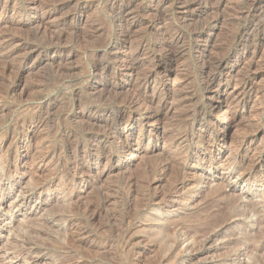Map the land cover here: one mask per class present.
Returning <instances> with one entry per match:
<instances>
[{"label": "rangeland", "instance_id": "1", "mask_svg": "<svg viewBox=\"0 0 264 264\" xmlns=\"http://www.w3.org/2000/svg\"><path fill=\"white\" fill-rule=\"evenodd\" d=\"M32 1L0 0V264H264V176L247 179L264 175V25L253 29L246 15L256 1L209 0L203 12L192 0H135L144 11L126 39L112 23L117 0ZM156 19L166 27L150 37L145 26ZM203 23L202 38L185 37V53L173 59L171 36ZM58 41L69 49L59 52ZM139 41L152 51L163 43L170 56L149 80L155 103L171 107L159 121L124 102L149 60L115 79L119 94L91 92L94 70L106 66L102 80L112 82ZM223 55L228 82L214 67ZM245 80L251 93L241 91ZM221 100L230 111L218 120ZM117 112L122 119L110 123L117 130L126 121V130L102 154L88 141L102 130L89 124ZM215 152L209 167L195 162ZM87 159L98 160L90 170L100 174L89 185L71 167Z\"/></svg>", "mask_w": 264, "mask_h": 264}, {"label": "bare ground", "instance_id": "2", "mask_svg": "<svg viewBox=\"0 0 264 264\" xmlns=\"http://www.w3.org/2000/svg\"><path fill=\"white\" fill-rule=\"evenodd\" d=\"M190 0H177V3L179 4V5H183V4H187L188 2H189ZM193 2H194V5H197V6H202L203 8H202V10H203V12H206L207 10V8H209L208 6H209V0H192ZM256 1V4L255 3H250V4H252V5H250L249 7L248 6H246V7H248L247 8V13H246V15L247 16H249L250 18H251V20L252 21H255V20H257V22H255V23H257L256 25L254 24V27H252L253 29L254 28H258V27H260V26H262V25H264V0H263V2H258V0H255ZM34 2V0L32 1V3ZM117 2H118V5H115V6H113L112 7V13H113V15L111 16V17H113V22L112 23H114V26H115V32L117 33V37H123L124 39H126V37H130V33H131V28H132V26H133V21H135L134 19H136L138 16H140V14H141V12L142 11H144L143 10V8H141V7H134L135 6V4H136V2H135V0H117ZM192 2V3H193ZM254 2V1H253ZM191 3V2H190ZM213 3V2H212ZM139 5V4H138ZM211 5V4H210ZM40 6V5H39ZM169 6V5H168ZM186 6V5H185ZM196 6V7H197ZM33 8L32 9H35V7L34 6H32ZM41 7V6H40ZM190 7V6H189ZM37 8V7H36ZM187 9V8H186ZM191 9V8H190ZM193 9V8H192ZM74 10H76V11H78V13H82V11H83V7L82 6H80V5H76L75 6V9ZM179 11V10H178ZM190 11V10H189ZM32 12V11H31ZM182 12V11H181ZM216 12H217V9H216ZM45 13V12H44ZM190 13V12H189ZM209 13V12H208ZM206 15V14H205ZM155 17V16H154ZM46 18V15L45 14H43L42 16H41V19H39V26L40 25H43V20ZM186 19V18H185ZM199 19V18H198ZM197 19V20H198ZM205 19V18H204ZM203 19V20H204ZM210 19V18H209ZM213 19H214V17H213ZM208 20V19H207ZM75 22V19L73 18V17H70V18H67V19H65V23H66V26L67 27H71V25L73 24ZM162 22V21H161ZM205 22H206V20H205ZM204 22V23H205ZM210 22V21H209ZM197 23V22H196ZM203 23V25H201L200 27H199V25L197 26L198 27V29H188V33L189 34H184V33H181V32H179V31H177V32H175L172 36H171V45H169V46H172V48H173V53H174V58L173 59H176L177 60V58H179L181 55H183L185 52L183 51V54H182V49L184 48V47H186L185 46V43H184V40H185V37L186 38H193L194 39V37L195 38H202V36H201V31L204 29V26L206 25V24H204ZM254 23V22H253ZM67 24H69V25H67ZM200 24H202V23H200ZM74 25V24H73ZM38 26V27H39ZM165 27L166 26H164V25H162V24H160V23H158V20L156 19V20H153V21H151L150 23H148L146 26H145V30H146V32H148V35L150 36V37H156V36H159V35H161V33H162V31H164L165 30ZM181 27H183V26H181ZM65 28V27H64ZM188 28V27H187ZM261 28V27H260ZM263 28V27H262ZM66 29V28H65ZM68 29V28H67ZM62 31V30H61ZM65 31V30H64ZM186 31H187V29H186ZM258 31V30H257ZM249 32H250V30H249ZM248 32V33H249ZM65 33V32H64ZM62 34V33H61ZM172 34V33H171ZM65 35H67V34H65ZM165 34H163V36H164ZM246 36V35H245ZM254 37V36H253ZM64 38V37H63ZM162 38V37H161ZM255 38V37H254ZM60 39V38H59ZM263 39V38H262ZM62 40H64V39H62ZM66 40H67V38H66ZM163 40V39H162ZM167 40V39H166ZM205 40V39H204ZM257 40V39H256ZM79 41V40H78ZM168 41V40H167ZM59 42V41H58ZM58 42H56V43H58ZM67 43H68V41H66ZM70 42V41H69ZM140 42V41H139ZM256 42V41H255ZM65 43V42H64ZM242 43V42H241ZM72 44V43H71ZM188 44V43H187ZM58 45V44H57ZM112 45H117L116 43H114V44H112ZM165 44H161V45H159V46H157L156 48H153L154 50L152 51L150 48H148V46H147V44H145V42H143V41H141L140 42V44L138 45V47H137V49L136 50H133L131 53H129L128 51H127V53H128V55H125V58H124V60H125V62H127L125 65V69L123 70V71H121L120 70V72H118L117 74L115 73L114 74V77H112L113 79H112V82H108V81H104V80H102V78H104V73L107 71V67L105 66V67H103L102 69H97L96 68V70H94V74H93V79L97 82V83H99V85L97 86H93L92 87V91L91 92H101V93H104L105 91H107V90H109L108 92H110V93H112L113 92V95H117V94H119V92H117L115 89H117L116 88V82H115V79L116 78H118L119 76H121L120 74L121 73H123V74H126V75H128L129 76V78H130V76H132V72H134L136 69L138 70L140 67H142V66H144L145 64V62L146 61H148L149 60V64H150V66H148V67H146L147 68V70L145 71L146 73L144 74V77L143 78H141V80H140V86L139 87H137V89H134L131 93H130V95H129V97H128V99L127 100H125L124 102H125V104L126 105H128L130 108H132V109H134V110H137V111H141V112H143V114L145 115V116H147L148 118H152V120H153V118H155L156 119V121H159V120H161V116H166L168 113H169V111H170V109H171V107H169L168 108V106H167V104H158L157 102V104L155 103V97H156V92H157V89H155V88H152L151 89V92H149V85H151V84H149V80H150V77H152L153 76V74H155L154 72H155V70H156V68H157V66H159L161 63H162V61H165L167 58L169 59L170 58V56H169V54H168V56H167V54L165 53V46H164ZM242 45H243V43H242ZM242 45H239V46H236V48H234V53L236 54V55H239V52L241 51V49L244 47V46H242ZM59 46H60V48H58L57 50L60 52V51H62V50H65L66 48L67 49H69L68 47H67V44L65 43V44H63V43H61V42H59ZM69 46L71 47V45L69 44ZM114 46H113V48H114ZM120 46V45H119ZM255 47V46H254ZM29 48V47H28ZM31 48V47H30ZM167 48V47H166ZM135 49V48H134ZM31 50V49H30ZM54 50V49H53ZM52 50V51H53ZM130 50V49H129ZM132 50V49H131ZM169 50H171V49H169ZM185 50H186V53H187V49L185 48ZM29 51V50H28ZM189 51V50H188ZM254 51V50H253ZM31 52V51H30ZM30 52H28V53H30ZM152 52H155L156 54H158V56L156 55V54H153ZM256 52V51H255ZM54 53V52H53ZM62 53V52H61ZM152 53V54H151ZM229 53V52H228ZM57 54V53H56ZM189 54V53H188ZM195 54L196 55H198V51L195 49ZM200 54V53H199ZM215 54V53H214ZM52 55V54H51ZM59 55H61V54H59ZM201 55V54H200ZM220 55V54H219ZM226 55H229V54H227L226 53ZM226 55H223V56H219L218 57V59L216 60V64H215V70H217V71H219V75L221 76V77H224V79H222V80H225V81H231V80H229L228 79V73H225V72H223V68H224V66H225V63H226ZM53 56V55H52ZM105 56V55H104ZM214 56V55H213ZM200 57V56H199ZM204 57V56H203ZM186 58V57H185ZM28 59V58H27ZM26 58L24 59L25 60V62H26V60H27ZM110 59H111V62H114V60H115V58L114 57H112L111 55H110ZM123 60V59H122ZM171 60V59H170ZM169 60V61H170ZM136 61H138V63L136 64L135 62ZM168 61V60H167ZM168 61V62H169ZM209 61H210V59H209ZM124 62V61H123ZM24 63V62H23ZM211 64V63H210ZM100 65V64H99ZM109 65V64H108ZM117 65V64H116ZM200 66V65H199ZM123 67V66H122ZM124 68V67H123ZM122 68V69H123ZM145 68V67H144ZM210 68V67H209ZM211 68H213V67H211ZM164 69V68H163ZM202 70V69H201ZM140 71V70H139ZM138 71V72H139ZM203 71V70H202ZM213 76L211 77L210 75H208L205 79H204V83H206V85H207V87L209 86H211L212 84H214V81H215V76H214V74H212ZM139 76V75H138ZM142 76V75H141ZM111 77V76H110ZM140 78V77H139ZM232 78V77H231ZM138 80V81H139ZM246 81V80H245ZM226 82V83H227ZM243 82V81H242ZM142 83V84H141ZM251 83V82H250ZM233 85V84H232ZM234 85H236V83L234 84ZM154 86H155V84H154ZM157 86V85H156ZM159 86V85H158ZM249 86V88L246 90V91H250V93H251V90H252V85L251 84H249V82H244V84H243V87L241 88V91L243 90L244 91V89H246L247 87ZM235 87V86H234ZM233 87V88H234ZM237 87V86H236ZM213 88V87H212ZM114 90V91H113ZM245 91V92H246ZM160 92V91H159ZM225 91H221L220 89H219V87H218V89H217V94L218 95H221V93L223 94ZM259 92H260V90H259ZM161 93V92H160ZM216 93V92H215ZM239 92H237V94H238ZM242 93H244V92H242ZM250 93H248V94H250ZM99 94V93H98ZM108 94V93H107ZM241 94V93H240ZM255 94H256V92H255ZM236 95V94H235ZM256 96V95H255ZM233 98V97H232ZM231 98V99H232ZM234 99H235V97H234ZM218 101V100H217ZM215 105V104H214ZM217 110H216V118L218 119V120H222L223 118L225 119L226 117H227V115L229 114V111H230V108H229V104L226 102V101H220V102H218L217 103V108H216ZM115 113V112H114ZM40 114V113H39ZM113 115V114H112ZM111 114H108L107 113V115H106V118H104V121H99V119L98 120H95V119H92V121H93V123L91 122V124H89V125H92L93 127H98V129L99 128H101V130L102 131H100V132H102L101 134H102V136H97V134H100V132L99 133H97L96 132V134H90L89 135V138H88V141H90V145H95V144H97L96 145V148H97V151H99V152H102V154H105V153H107V151H108V146H111V145H113V143L116 141V140H118V139H120V135L126 130V121H125V123H124V126H123V128H119V129H117V130H115V129H113V126L111 125V123L110 122H112V121H114V119L116 120V119H119V118H121L122 117V114H121V112H117V116L116 117H114V116H112ZM87 117V116H86ZM95 117V116H94ZM122 119V118H121ZM42 120H43V118H42ZM88 120V119H87ZM102 120V119H101ZM128 120V119H127ZM153 121H155V120H153ZM35 124H40L41 123V119H40V117H37L36 118V120H35V122H34ZM86 123H87V121H86ZM89 123V122H88ZM155 123V122H154ZM147 124V123H146ZM142 125V124H141ZM92 126H90V127H92ZM95 129V128H94ZM90 130V129H89ZM24 138L23 139H26L27 138V135H28V133L27 132H25L24 131ZM158 135V134H157ZM87 140V139H86ZM131 141V140H130ZM125 142V141H124ZM100 143H104V144H101L100 145ZM131 143V142H130ZM223 144V143H222ZM26 145V144H25ZM122 145V144H121ZM133 145V144H132ZM28 147L29 146H27V150H26V152L25 153H22V154H20V155H22V156H20V162H19V164L18 165H21V167L22 168H26L27 166H28V158H27V156H28ZM91 147V146H90ZM130 147V144L126 141V143L125 144H123L122 145V150L124 149H126V152L127 151H129V149L131 148H129ZM93 149H94V147H93ZM135 149V148H134ZM120 150V149H119ZM123 150V151H124ZM121 151V150H120ZM140 150H139V148L137 147L136 149H135V153H138ZM131 149H130V151H129V154L131 155ZM99 154V153H98ZM101 154V153H100ZM209 154V153H208ZM207 154V156L206 155H204V157L202 156V157H199V158H197V159H195V162H197L200 166H202V167H204V166H210L211 165V162L213 161V159L215 158V159H217L218 157H220L221 155L219 154V152H215V153H213L212 155H208ZM70 157V156H69ZM253 159V158H252ZM251 160V159H250ZM256 161H258V159L256 160ZM262 162H263V165H264V158L262 159ZM251 165H253V163H255V157H254V159L251 161ZM18 165H15V167L16 166H18ZM250 165V164H249ZM91 166H94L95 168L98 166V160L97 159H87V160H85L84 162L82 161V162H79V161H77V162H75V163H73L72 165H71V167L72 168H74V169H76L77 171H80L79 172V174L78 175H81V177H83L84 178V183L85 184H88L89 185V183H92L93 182V180H95V179H98L99 178V175H97V174H94V173H92V171L90 170V167ZM70 167V168H71ZM252 167V166H251ZM205 168V167H204ZM250 168V167H249ZM84 169H86V170H84ZM166 169V167H163L162 168V172H163V174H164V170ZM18 170V169H17ZM16 170V171H17ZM187 170V169H186ZM19 171V170H18ZM26 171V170H25ZM84 171H86V173L84 172ZM243 174H246V173H242V172H240V174H239V176H242ZM263 176L264 175H262V174H259V173H248V175H247V179L248 180H253V183L254 182H256V181H262V179H263ZM79 177V176H78ZM192 177H194V176H192ZM246 177V176H245ZM128 179H129V177H127ZM131 178V177H130ZM127 179V180H128ZM99 180V179H98ZM97 181V180H96ZM127 182H130V181H127ZM97 183V182H96ZM126 183V182H125ZM159 183V182H158ZM157 183V184H158ZM192 183V182H191ZM94 186V185H93ZM128 186H129V184H128ZM131 186V185H130ZM182 186V183H180V184H177L176 185V187H175V190H179V188ZM128 190H130V189H128ZM187 201V200H186ZM248 201H250V202H252V200H248ZM177 202V200L176 199H170L169 201H168V206L170 205H174L175 203ZM131 203V202H130ZM249 210V209H248ZM250 213L252 212V210H250L249 211ZM245 214H246V212H245ZM30 233H32V232H30ZM28 236H30V234H29V232H28ZM224 247H226L227 248V246H224ZM222 249H224V248H222ZM245 251H247V247H245V248H243ZM228 257H230V256H228ZM232 259V258H231ZM225 263V262H224Z\"/></svg>", "mask_w": 264, "mask_h": 264}]
</instances>
